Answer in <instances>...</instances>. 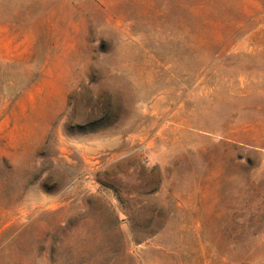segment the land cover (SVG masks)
<instances>
[{
    "label": "rangeland",
    "instance_id": "obj_1",
    "mask_svg": "<svg viewBox=\"0 0 264 264\" xmlns=\"http://www.w3.org/2000/svg\"><path fill=\"white\" fill-rule=\"evenodd\" d=\"M105 7L166 26L171 60L109 45ZM227 11L0 0V264H264V110L228 109L226 63L196 60Z\"/></svg>",
    "mask_w": 264,
    "mask_h": 264
},
{
    "label": "crops",
    "instance_id": "obj_2",
    "mask_svg": "<svg viewBox=\"0 0 264 264\" xmlns=\"http://www.w3.org/2000/svg\"><path fill=\"white\" fill-rule=\"evenodd\" d=\"M105 8L106 23L109 20V24L105 26V36L109 38V45L117 46L119 38H128V42H123L128 45H135L136 41L142 38L161 39V42L144 43L150 48L145 49L141 53L144 57L138 60H171L166 57L168 55L166 26L162 29L133 31L130 25L120 27L117 16L114 19L108 18L107 7ZM219 17L225 20V24L219 23L211 31L210 43L202 41L200 47L197 46L198 55L203 56L204 54L209 57L196 60L226 63L225 73L217 75L227 79L228 109L264 110V0H228V11L224 17L222 15ZM112 38L115 39L114 42H111ZM103 39V31H100V47L106 44ZM109 54H115L114 50L109 49ZM125 60H133V58H125ZM214 75V73L211 74V76ZM251 123L262 124L264 122Z\"/></svg>",
    "mask_w": 264,
    "mask_h": 264
}]
</instances>
